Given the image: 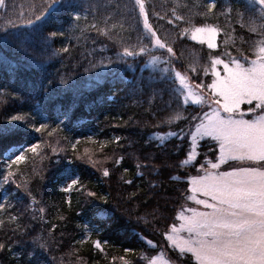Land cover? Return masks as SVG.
I'll list each match as a JSON object with an SVG mask.
<instances>
[{
	"label": "trees",
	"instance_id": "1",
	"mask_svg": "<svg viewBox=\"0 0 264 264\" xmlns=\"http://www.w3.org/2000/svg\"><path fill=\"white\" fill-rule=\"evenodd\" d=\"M43 2L6 0L9 15L23 16ZM212 2L217 5L211 17L219 28L217 48L208 50L206 44L202 46L188 37L177 39L174 26L167 24L172 9L186 19L198 20L203 7ZM146 3L150 11L165 17L154 23L161 37L174 45L177 70L182 64L190 83L200 81L195 79V73L187 72L189 67L200 69L209 53L236 55L237 49L246 47L242 37L251 35L249 26L241 29L235 19L237 13L246 14V0ZM133 4L134 0H81L78 10L89 5H96L97 10L82 11L79 25L71 30L67 13L62 8L52 9L47 22L54 25L52 30L65 35L58 37L49 51L64 47L68 51L49 60H43L40 49L31 42H6L0 35V128L10 126L9 132H0V174L5 162L14 159L21 148L25 152V158L11 166L19 172L16 183L0 185V203L7 205L0 210V220L4 221L0 224V242L8 245L0 250V264H136L149 247L140 238L145 235L159 245L158 251L164 250L173 264H186L187 257L167 248L160 234L164 231L162 217L168 215L163 210L175 207V201L184 202L180 194L185 191L187 176L183 174H195L188 167L176 169L177 138L165 136L161 146L153 137L157 132L178 133L185 127L184 117L192 111L165 107L170 96L166 91L169 82L162 79L167 75L162 71L163 50L153 49L158 56L155 62L150 56H138L107 69L84 71L90 63L114 57L124 45L136 43L138 33L131 31L136 16ZM101 15L111 17L109 27L117 24L110 37L88 27L94 16ZM122 20L128 21L123 29L119 24ZM61 77L69 83L61 84ZM18 113H28L37 126L45 123L49 127L39 133L27 128L30 135H19L14 122L8 120ZM177 115L180 119H174L171 125L156 127L161 119ZM53 141L61 145L59 151L50 149ZM29 143L39 145L36 154L27 151ZM67 157H75L71 174L82 181L83 187L66 193L62 189L69 182ZM120 157L123 159L116 165L114 161ZM104 168L109 170L108 177L103 176ZM174 176H180V180L172 179ZM17 184L22 187L17 188ZM90 192L96 196H89ZM101 196L106 197V202L99 199ZM40 208L43 213L38 211ZM10 216L17 220L11 221ZM157 220L159 231L155 230ZM85 224L99 231L87 232ZM41 237L51 251L35 247L34 238ZM97 240L100 248L95 247ZM125 248L131 251L125 252Z\"/></svg>",
	"mask_w": 264,
	"mask_h": 264
},
{
	"label": "snow or ice",
	"instance_id": "2",
	"mask_svg": "<svg viewBox=\"0 0 264 264\" xmlns=\"http://www.w3.org/2000/svg\"><path fill=\"white\" fill-rule=\"evenodd\" d=\"M80 3L81 0H44L29 15L23 16L9 15V4L6 0H0V35L6 42L8 39L31 42L40 49L39 56L49 60L68 51L66 47L49 51L56 39L65 35V32L52 30L54 25L47 22L49 13L52 9L62 8L71 18L68 23L71 30L74 25H79L82 11L97 10L96 5L78 10ZM216 6L215 2L204 6L198 20L186 19L173 8L167 24L174 26L177 39L188 37L202 46L206 44L208 50L216 49L219 28L211 22ZM116 7H120L119 4ZM132 11L136 13L135 27L131 28V31L138 33L136 43L124 45L114 57L90 63L84 71L107 69L138 56H150L155 62L158 56L153 54V49L163 50L161 54L165 55V66L162 71L167 75L162 79L169 82L166 91L170 96L165 107L185 112L192 109L184 117L185 127L178 133L153 134L161 146L165 136L177 138L179 143L174 145L176 169L188 167L195 173L183 174L187 176L185 191L180 194L184 202L175 201V207L163 210L168 215L162 217L164 231L160 234L167 242V248L178 250L181 256L187 257L186 264H264V0H246V14L237 13L235 18L241 29L249 26L251 35L247 39L242 37L246 47L237 49L236 55L209 53L200 69H187L188 73L196 74L195 79L200 81L198 84L189 82L190 77L185 74L182 64L177 70L179 61L175 47L161 37L156 28L154 20L162 21L165 17L150 11L146 0H134ZM83 19L87 22V15ZM110 20V16H94L88 27L110 37L117 27L116 23H111L109 27ZM127 22L120 21V27L123 29ZM59 82L67 85L69 80L61 77ZM177 84L179 87H175ZM174 119H180L179 115L161 119L156 127L171 125ZM8 120L14 122V128L23 136L30 135L27 128L39 133L49 127L45 123L37 126L35 118L28 113L11 115ZM9 131V124L0 128V132ZM38 146L37 143H29L27 151L36 154ZM24 158L25 152L21 148L14 159L4 163L0 185L16 183L19 172L13 171L11 166ZM66 159L69 182L62 190L67 193L73 188H82L83 183L71 174L75 157ZM88 159L91 160V157ZM122 159L117 158L114 163L119 165ZM103 176H109L107 168L103 169ZM172 179L180 180V176ZM16 187L22 185L17 184ZM28 195L35 204V197L31 192ZM88 195L95 197L96 193L90 192ZM99 199L106 202V197ZM6 207L5 203H0V210ZM38 211L43 213L44 209ZM9 219L16 221L17 217L10 216ZM159 222L156 221V231H159ZM3 223L0 220V224ZM83 227L87 232L99 231L98 228L90 229L87 224ZM140 238L149 247L139 255L136 264H171L164 250H157L158 244L147 239L146 235ZM33 242L41 251H51L50 245L42 237L34 238ZM7 246L5 242H0V250ZM95 247H101L99 240L95 241ZM128 251L131 249L125 248V252ZM125 264L128 262L125 261Z\"/></svg>",
	"mask_w": 264,
	"mask_h": 264
},
{
	"label": "rangeland",
	"instance_id": "3",
	"mask_svg": "<svg viewBox=\"0 0 264 264\" xmlns=\"http://www.w3.org/2000/svg\"><path fill=\"white\" fill-rule=\"evenodd\" d=\"M50 149L52 150V151H59L60 149H61V145L57 142V141H53V142H51V144H50ZM232 163H234V164H238L239 162H232ZM190 203V202H189ZM178 251V250H177ZM171 264H173L172 262H171Z\"/></svg>",
	"mask_w": 264,
	"mask_h": 264
}]
</instances>
